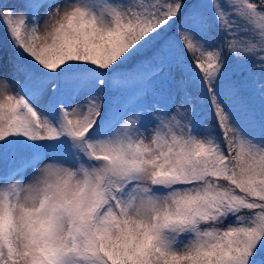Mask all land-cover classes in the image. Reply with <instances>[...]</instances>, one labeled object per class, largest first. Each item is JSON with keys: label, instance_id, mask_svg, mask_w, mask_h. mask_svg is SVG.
Wrapping results in <instances>:
<instances>
[{"label": "snow or ice", "instance_id": "6c2138e0", "mask_svg": "<svg viewBox=\"0 0 264 264\" xmlns=\"http://www.w3.org/2000/svg\"><path fill=\"white\" fill-rule=\"evenodd\" d=\"M0 22V264H264V0Z\"/></svg>", "mask_w": 264, "mask_h": 264}, {"label": "rangeland", "instance_id": "374dc122", "mask_svg": "<svg viewBox=\"0 0 264 264\" xmlns=\"http://www.w3.org/2000/svg\"><path fill=\"white\" fill-rule=\"evenodd\" d=\"M8 2L20 4L23 2V0H8ZM6 43H7V31L3 22H0V51H6L7 55L11 56L13 54V50L10 45H8L7 48H5ZM10 67L11 66L9 65V68ZM21 78H23L22 75ZM209 119H210V114H209ZM27 174L30 175V170H27Z\"/></svg>", "mask_w": 264, "mask_h": 264}]
</instances>
